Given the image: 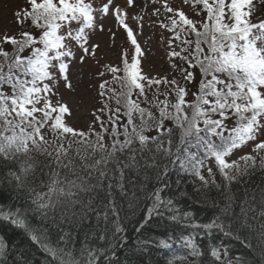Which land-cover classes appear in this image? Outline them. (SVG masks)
<instances>
[{"label":"snow or ice","instance_id":"snow-or-ice-1","mask_svg":"<svg viewBox=\"0 0 264 264\" xmlns=\"http://www.w3.org/2000/svg\"><path fill=\"white\" fill-rule=\"evenodd\" d=\"M251 3L191 0L202 6L198 15L203 20H196L164 0V12L170 15L161 27L172 34L168 55L179 60L171 68L180 72L183 84L142 72L144 51L125 9L142 8L143 0H127L124 8L115 0L99 8L92 0H27V7L14 12L17 24L30 23L34 31L22 30L19 38L4 35L12 52L0 48V199L16 203L14 211L11 204L8 212L0 206V219L22 230L47 264H101V259L102 264H132L133 257L145 264L142 257L153 248L173 253L165 264H188L187 255L202 256L201 233L212 242L214 264H247L230 255L228 241L251 247L249 236L256 233L264 260V189L259 201L255 192L245 191L237 205L230 188L264 170V20L253 22L251 9L246 10ZM152 15L160 16V8ZM101 17L114 18L134 53L130 61L123 56L122 68H107L120 90L106 89L108 81L100 84L107 100L93 112L99 130H77L66 123L71 109L52 103L51 82L62 78L72 87L70 66L97 56L100 45L92 42L91 33L97 26L104 31ZM131 18L142 22L144 16ZM109 32L114 38L116 33ZM188 85L196 86L191 101ZM105 113L107 122L101 119ZM250 143L251 152L231 159ZM213 162L221 182L208 166ZM44 168L48 182L37 184L36 169L44 175ZM185 176L192 179L185 181ZM187 183L195 197L187 192ZM45 187L47 191L39 190ZM213 188L218 198L210 195ZM185 200L210 208L212 216L200 222ZM125 204L130 215L122 217ZM137 216V235L130 241L124 222ZM154 222L163 223L164 231L152 232ZM177 249L186 255H175ZM11 254L0 240V264H7Z\"/></svg>","mask_w":264,"mask_h":264},{"label":"rangeland","instance_id":"rangeland-1","mask_svg":"<svg viewBox=\"0 0 264 264\" xmlns=\"http://www.w3.org/2000/svg\"><path fill=\"white\" fill-rule=\"evenodd\" d=\"M87 2V0H86ZM93 6L99 8L103 3H107V0H92ZM116 4L124 8L127 0H115ZM139 3L140 0H135ZM164 0H143V7L138 9L127 8L129 12V19L126 21L131 27H133L134 34L137 36V40L140 43L144 56L140 58V67L142 72L150 77H162L168 76L169 79L176 78L183 83L180 72L171 68V63H179L178 59L170 57L168 52L170 49L167 47V40L172 34L161 27V22L167 23V14L163 8ZM169 5L173 8H180L190 18L195 15V8L190 3L185 4L184 0H167ZM27 0H0V43L3 42L4 35L18 36L19 33L25 28L24 25L16 23L14 12L18 8L27 7ZM155 8H160L161 15H152ZM250 8L252 12V19L260 18L264 16V0H252V3L246 7V10ZM144 16L142 22H138L131 17L137 15ZM104 31L97 30L91 33L92 42H98L100 48L95 58L87 59L85 63H73L70 66V82L72 87H66V82L62 78H58L51 82L55 94H50V99L55 105L57 102L66 104L71 109V115L66 116V123L73 128L88 129L92 124L94 109L98 110L103 107L107 97L100 95V84L103 81H108L107 88H115L119 91V85L112 81V74L107 71L109 66H118L122 68V58L126 57L131 59L134 53V46L127 40L126 33L115 22L114 18H104ZM142 23L143 27H140ZM27 24V23H26ZM31 28V26L29 25ZM75 27V25H73ZM115 32L116 35L113 38L111 33ZM175 47V44H174ZM178 51L179 48L177 47ZM99 60V64L96 61ZM103 72L101 76L99 73ZM122 75V73H118ZM264 91V89H262ZM113 101H109L111 104ZM111 106V105H110ZM106 115V113L104 114ZM102 115V117H105ZM102 119V118H101ZM51 139V135L49 134ZM264 139V135L260 137ZM251 143L243 148V151H238L236 155L231 159H237L239 155H243L251 152ZM209 166V165H208ZM211 167V166H209ZM214 167V162L212 163ZM207 170H205L206 172Z\"/></svg>","mask_w":264,"mask_h":264},{"label":"trees","instance_id":"trees-1","mask_svg":"<svg viewBox=\"0 0 264 264\" xmlns=\"http://www.w3.org/2000/svg\"><path fill=\"white\" fill-rule=\"evenodd\" d=\"M191 2V0H189ZM189 2V3H190ZM202 10V6L196 7L195 8V15L192 17L196 20H203V16L198 15V13ZM206 15V13H205ZM253 22H257L260 20H264V16L260 18H253ZM30 23H25L24 26L25 28L23 30H31L34 31V29L29 27ZM14 36V35H11ZM19 38V35L17 36ZM194 38V37H193ZM0 48H3L10 53L12 52V46L10 44L6 43H0ZM29 52L25 51L23 55H28ZM179 64V63H178ZM6 70V69H5ZM180 75V74H179ZM181 76V75H180ZM182 78V77H181ZM197 79H199V74L197 75ZM183 81V79H182ZM184 83V81H183ZM181 83V84H183ZM5 93H7L9 96L11 95V89L7 86L4 85L2 89ZM163 86H161V91H163ZM196 91V86L194 85H188V100H192V92ZM159 99H164L163 96H160ZM112 108H115V102L113 101L111 104ZM105 117H101L104 121L107 122L108 116L107 114L104 115ZM94 121V119H93ZM90 126H93L96 128V130H99V124H90ZM89 126V127H90ZM167 126V125H166ZM88 127V129H89ZM88 129H84L87 131ZM155 134V133H153ZM254 154V153H253ZM37 157V159L43 160L45 157L38 154V153H33ZM205 170V169H204ZM6 171V170H5ZM48 169L44 168L43 173L44 175H41V170L36 169V174H37V184L40 183V180H44L46 183L48 182ZM213 172L216 173L215 179L217 182H221V177L217 172V169L213 167ZM207 177V172L203 173ZM176 176L173 174L172 180H175ZM185 181H190L192 178L185 176L183 178ZM197 184H199V181H196ZM3 187L5 189L8 188L7 184H4ZM187 192L189 195L195 197L196 194L193 192V186L191 183L186 184ZM231 188V193L236 194L238 199H237V205L239 204V201L244 198V193L247 191L249 195L253 194L254 192L256 193V198L257 201H259V195L258 192L260 189H264V170L257 169L254 171V173L250 176H244L240 179L239 182H233L230 186ZM39 190L42 191H47V188H41ZM5 197H8L7 191L4 193ZM210 195L212 197H219V193L217 192L216 189H211ZM119 199V196H118ZM123 202V201H122ZM183 204L186 205L187 208L192 209L198 220L200 222H207L209 218L212 216V210L204 205H197L195 203V200L193 201H182ZM9 204L12 205L11 210L14 211L16 207V203L11 200V198H5V199H0V206H3V211L8 212L9 209ZM236 211L239 212V206L236 207ZM125 215H130L127 212V206L125 204V211L121 213V216ZM139 219V216L130 219L128 221L124 222V226L127 229V235L129 236L130 241L135 238L137 235L134 231L135 227L137 226L136 221ZM258 223V222H257ZM150 229L152 232L159 234L164 231L163 228V223L157 224L153 223L150 225ZM177 232L183 231L182 229L178 228L176 229ZM202 238H199V242L202 246V256L197 258L194 257L193 260L188 261V264H214V258L210 256V246L211 243L208 240V237L206 234L201 233L200 234ZM220 239L219 235L215 236L216 242H218ZM0 240L6 241L7 242V247L12 253L7 260V264H14V260L16 261H21V264H47V258L45 254L39 249L37 245L34 243L30 242V240L23 234L22 230L14 227L9 221H4L0 219ZM249 240L251 242V247L247 246L246 244H242L235 239L228 241V247L231 249L230 255L235 258L236 256H241L244 258V260L247 262V264H264V260L261 259L260 255V250H259V245L260 241L258 238V233L254 235L249 236ZM93 243H97L96 241H93ZM79 247V245H77ZM176 246H174L175 248ZM186 253V250L184 249H177L175 252V255H183ZM118 255L123 259L125 253L120 252ZM131 255V254H129ZM173 253L168 252V250H163L159 248H153L150 252L149 255H145L142 257V260L145 262V264H165V261L167 259L172 258ZM2 259V258H0ZM101 264H102V259H101ZM132 264H141V261L134 258L132 260Z\"/></svg>","mask_w":264,"mask_h":264},{"label":"bare ground","instance_id":"bare-ground-1","mask_svg":"<svg viewBox=\"0 0 264 264\" xmlns=\"http://www.w3.org/2000/svg\"><path fill=\"white\" fill-rule=\"evenodd\" d=\"M183 255H186V253H185V254H183ZM193 258H194V256L187 255V260H188V261H191V260H193Z\"/></svg>","mask_w":264,"mask_h":264}]
</instances>
